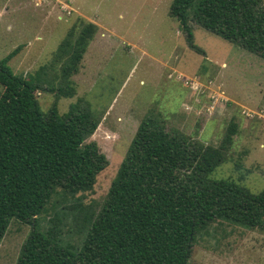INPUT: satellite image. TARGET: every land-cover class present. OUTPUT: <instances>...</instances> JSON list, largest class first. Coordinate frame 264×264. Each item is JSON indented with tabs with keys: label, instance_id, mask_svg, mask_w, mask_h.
Instances as JSON below:
<instances>
[{
	"label": "trees",
	"instance_id": "trees-1",
	"mask_svg": "<svg viewBox=\"0 0 264 264\" xmlns=\"http://www.w3.org/2000/svg\"><path fill=\"white\" fill-rule=\"evenodd\" d=\"M170 16L195 51L204 54L193 24L264 59L261 0H173ZM96 33L82 19L68 30L53 61L58 88L42 84L45 66L37 76L13 72L9 62L22 46L0 60V244L13 219L33 225L17 264H191L197 231L215 220L264 230V190L211 176L227 158L235 125L219 145H206L153 115L140 122L100 209L82 211L78 244L57 225L36 228L55 195L64 204L81 199L109 165L88 140L99 124L90 105L78 99L65 114L58 108L60 97L77 94L73 77ZM39 90L57 91L48 113Z\"/></svg>",
	"mask_w": 264,
	"mask_h": 264
},
{
	"label": "rangeland",
	"instance_id": "rangeland-1",
	"mask_svg": "<svg viewBox=\"0 0 264 264\" xmlns=\"http://www.w3.org/2000/svg\"><path fill=\"white\" fill-rule=\"evenodd\" d=\"M172 1L0 0V60L22 46L9 62L13 72L37 76L45 66L40 77L50 88L59 87L60 64L53 61L68 30L81 19L97 25L73 77L77 94L60 97L58 108L65 114L78 99L90 105L99 124L88 140L97 142L109 165L81 199L64 204L55 195L39 216L38 230L57 225L65 241L80 242L82 211L100 209L140 122L150 115L206 145H219L235 125L227 158L211 176L255 193L264 190V59L193 24L204 54L195 51L170 16ZM3 91L0 84V97ZM56 92H37L45 113ZM32 231L31 224L11 221L0 264H17ZM190 263L264 264V230L215 220L197 231Z\"/></svg>",
	"mask_w": 264,
	"mask_h": 264
},
{
	"label": "crops",
	"instance_id": "crops-1",
	"mask_svg": "<svg viewBox=\"0 0 264 264\" xmlns=\"http://www.w3.org/2000/svg\"><path fill=\"white\" fill-rule=\"evenodd\" d=\"M94 23V22H93ZM74 79V78H73Z\"/></svg>",
	"mask_w": 264,
	"mask_h": 264
}]
</instances>
